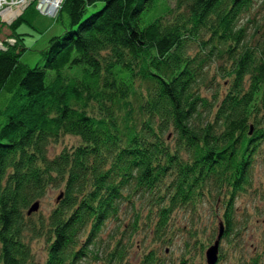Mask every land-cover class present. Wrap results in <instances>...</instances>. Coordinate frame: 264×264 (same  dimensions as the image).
<instances>
[{
    "label": "trees",
    "instance_id": "1",
    "mask_svg": "<svg viewBox=\"0 0 264 264\" xmlns=\"http://www.w3.org/2000/svg\"><path fill=\"white\" fill-rule=\"evenodd\" d=\"M174 2L64 0V33L34 67L19 29L43 33L37 1L0 21L16 39L0 49V264H38L37 237L43 264L103 253L101 264H126L144 235L141 264H166L157 252L173 244L175 213L189 210L187 236L204 252L198 209L224 196L220 246L240 247L250 224L235 219V201L257 195L253 172L264 170V0ZM65 136L79 143L51 158ZM51 188L61 192L50 216L29 215ZM110 221L122 236L103 243ZM191 255L179 264H196Z\"/></svg>",
    "mask_w": 264,
    "mask_h": 264
},
{
    "label": "rangeland",
    "instance_id": "2",
    "mask_svg": "<svg viewBox=\"0 0 264 264\" xmlns=\"http://www.w3.org/2000/svg\"><path fill=\"white\" fill-rule=\"evenodd\" d=\"M32 3H34V0H32L31 4ZM171 4L173 6L175 5L174 0H171ZM61 6L62 4L60 5V9ZM57 16L54 18L40 17L38 19L37 27L39 31H43L42 34L26 25L20 27L19 33L26 34L25 46L27 50L21 58L24 63L28 64L31 67L36 66L40 61V52L47 49L50 39L64 33V28L61 26V24L55 22ZM9 34V31H1V40L3 46H5V39H7L8 42L11 41L13 42L12 44H15L16 39L9 38ZM77 143H79V139L72 136H65L64 138L60 139L58 143L53 144L49 147V156L51 158H54L65 148H70ZM253 178L255 182L252 187H254V192L257 195H241L235 201L234 207L235 219L241 220L245 215H249L247 218V223L250 225L241 227L239 229L241 236V240L238 239L240 240V247L237 246L235 250H228V244L226 243V240L221 242L218 257L223 258L222 260H219V262L217 261L216 264H248L249 260L257 257H259L261 263L264 264V200L261 199L262 197L259 194L260 192L261 194H264V170L262 168H256L253 172ZM60 192V188L49 189L47 195L39 202L38 211L36 213L34 212V215L32 216L36 219L39 217L50 216L51 211L58 206ZM225 200L226 197L224 196L223 200L218 205H214L213 208L209 204H203L198 209L199 219L194 225L195 229H200V233L197 236L202 240L201 242H206L204 252H202L201 246H198L200 244L199 242L195 244V242L198 240L196 236L192 238L187 236V230L192 229L191 222L188 223L189 218L186 219V215H188L187 217H190L189 210L187 209L186 214H184L183 212L175 213V218L173 220L174 223H172L175 225L173 226L170 234L172 237L174 236L172 241L173 244H167L166 249L165 247L160 249V251L157 252V256L161 259H164L166 264H179L183 255H185L186 251L189 250L192 253L191 256L193 258V262H195L196 264H208L206 253L208 249L211 248V243L213 244L214 241L217 240L216 238L219 231L220 222H222V217L224 216V213L227 209V205L223 204ZM122 209H124V207ZM216 211H218V213H216ZM236 213H239L240 215L236 216ZM128 216H130L129 213ZM123 223L127 222L124 220ZM107 226L108 227L106 228V232H104L103 236H101V240H103V243L105 241L107 242L108 239L114 234V232L117 233L119 231L116 235L117 239L122 236V226H119L117 231H115L117 226L115 221H110ZM211 231H215V236H212ZM144 236L136 237L134 241L132 240V243L134 244L131 250L129 249V255H127L126 264H141L142 258L144 257L142 249L144 250V248L140 249V245L143 244L142 240ZM149 239H151V237ZM187 242H189V245H187ZM30 246L36 262H38V264H43L48 254L47 240L44 237H37L36 239H33V241L30 243ZM103 251L106 252L105 250ZM234 253L236 255L235 257ZM103 255H105V253L99 255V262H96L94 264H101ZM83 264L86 263L84 262ZM113 264H117V262H113Z\"/></svg>",
    "mask_w": 264,
    "mask_h": 264
},
{
    "label": "built area",
    "instance_id": "3",
    "mask_svg": "<svg viewBox=\"0 0 264 264\" xmlns=\"http://www.w3.org/2000/svg\"><path fill=\"white\" fill-rule=\"evenodd\" d=\"M49 1L50 0H37L36 8L40 14L54 18L57 16L60 9V5L64 0H59L55 12H51L48 9L47 4L49 3ZM31 2L32 0H0V19L4 23H12L14 20H16L19 16L22 15L24 10L31 4ZM0 49H3L2 42H0Z\"/></svg>",
    "mask_w": 264,
    "mask_h": 264
},
{
    "label": "water",
    "instance_id": "4",
    "mask_svg": "<svg viewBox=\"0 0 264 264\" xmlns=\"http://www.w3.org/2000/svg\"><path fill=\"white\" fill-rule=\"evenodd\" d=\"M38 209H39V202L35 203L32 206V208L30 209L28 214L31 215L32 213L37 212ZM223 233H224L223 224L220 223V234L218 236V240L210 249H208V251L206 253L207 263L208 264H216V262L218 261L220 240H221V238L223 236Z\"/></svg>",
    "mask_w": 264,
    "mask_h": 264
},
{
    "label": "bare ground",
    "instance_id": "5",
    "mask_svg": "<svg viewBox=\"0 0 264 264\" xmlns=\"http://www.w3.org/2000/svg\"><path fill=\"white\" fill-rule=\"evenodd\" d=\"M59 3V0H50L49 1V3L47 4V6H48V9L51 11V12H55L56 11V9H57V4ZM15 21V20H14ZM13 21V22H14ZM12 22V23H13ZM12 23H10V24H12ZM7 43H10V44H12L11 42H7ZM6 49V47L5 46H3V49L2 50H5Z\"/></svg>",
    "mask_w": 264,
    "mask_h": 264
},
{
    "label": "crops",
    "instance_id": "6",
    "mask_svg": "<svg viewBox=\"0 0 264 264\" xmlns=\"http://www.w3.org/2000/svg\"><path fill=\"white\" fill-rule=\"evenodd\" d=\"M37 11H38V10H37ZM23 13H24V12H23ZM23 13H22V14H23ZM38 13H39V12H38ZM39 14H40V13H39ZM40 17H48V16H44V15L40 14L39 18H40ZM48 18H49V17H48ZM50 18H51V17H50ZM16 20H17V19H16ZM0 21H1V23H3V24L11 25V24H7V23L2 22L1 19H0ZM37 23H38V21H37ZM2 30H4V31H9L7 28H4V27L1 28V26H0V42H2V40H1V31H2ZM40 31H41V30H40ZM9 32H10V31H9ZM10 33H11V32H10ZM5 41H6V42H4V43H7V42H8L7 39H5Z\"/></svg>",
    "mask_w": 264,
    "mask_h": 264
}]
</instances>
